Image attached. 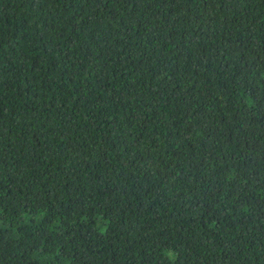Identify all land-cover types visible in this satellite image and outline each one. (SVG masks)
<instances>
[{
	"label": "trees",
	"instance_id": "16d2710c",
	"mask_svg": "<svg viewBox=\"0 0 264 264\" xmlns=\"http://www.w3.org/2000/svg\"><path fill=\"white\" fill-rule=\"evenodd\" d=\"M0 264H264V0H0Z\"/></svg>",
	"mask_w": 264,
	"mask_h": 264
}]
</instances>
